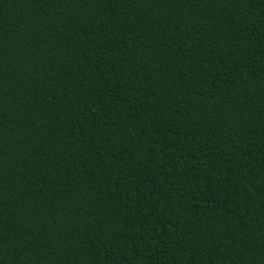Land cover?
<instances>
[{"label":"trees","instance_id":"obj_1","mask_svg":"<svg viewBox=\"0 0 264 264\" xmlns=\"http://www.w3.org/2000/svg\"><path fill=\"white\" fill-rule=\"evenodd\" d=\"M0 264H264V0H0Z\"/></svg>","mask_w":264,"mask_h":264}]
</instances>
